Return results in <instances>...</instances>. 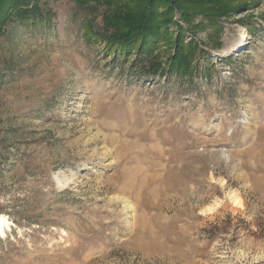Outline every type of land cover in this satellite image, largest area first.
Returning a JSON list of instances; mask_svg holds the SVG:
<instances>
[{
    "label": "rangeland",
    "instance_id": "374dc122",
    "mask_svg": "<svg viewBox=\"0 0 264 264\" xmlns=\"http://www.w3.org/2000/svg\"><path fill=\"white\" fill-rule=\"evenodd\" d=\"M122 3L194 74L108 52L115 5L2 26L0 264H264V0Z\"/></svg>",
    "mask_w": 264,
    "mask_h": 264
},
{
    "label": "trees",
    "instance_id": "16d2710c",
    "mask_svg": "<svg viewBox=\"0 0 264 264\" xmlns=\"http://www.w3.org/2000/svg\"><path fill=\"white\" fill-rule=\"evenodd\" d=\"M45 0H0V31L6 24L14 19L21 24L30 26L43 24L47 21L46 17L49 11L43 7ZM59 1V0H54ZM78 6H88V8H96L101 5H108L110 8L115 5V9L104 16V28L98 33L97 38H102L106 43L108 52L116 55L132 57L133 50H136L138 59L134 62V67H140L142 75L153 76L175 74L177 76L193 75L191 68V60L199 50L197 44L192 43V49L183 54V50L179 51L177 57L174 58L169 66H163L151 54L155 50L158 41L157 30L147 25L144 15L137 9H128L124 3L120 4V0H73ZM184 17V15H183ZM49 20V19H48ZM152 25V24H151ZM152 28V30H151ZM149 35L151 41H147ZM151 46V49H148ZM150 50V51H149ZM196 52V53H195ZM137 56V55H136ZM138 64H141L140 66ZM198 70V68H197Z\"/></svg>",
    "mask_w": 264,
    "mask_h": 264
},
{
    "label": "bare ground",
    "instance_id": "6f19581e",
    "mask_svg": "<svg viewBox=\"0 0 264 264\" xmlns=\"http://www.w3.org/2000/svg\"><path fill=\"white\" fill-rule=\"evenodd\" d=\"M245 34H243L242 36H240V46L243 47L245 45V39L246 37L244 36ZM6 225V222L3 219H0V230L2 229V227ZM3 232V231H2ZM4 233V232H3Z\"/></svg>",
    "mask_w": 264,
    "mask_h": 264
}]
</instances>
